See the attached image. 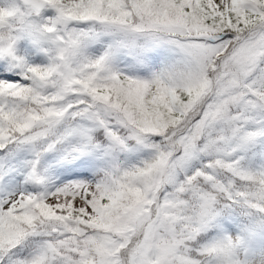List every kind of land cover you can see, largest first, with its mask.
<instances>
[{"label": "snow or ice", "instance_id": "obj_1", "mask_svg": "<svg viewBox=\"0 0 264 264\" xmlns=\"http://www.w3.org/2000/svg\"><path fill=\"white\" fill-rule=\"evenodd\" d=\"M0 61V264H264V0H8Z\"/></svg>", "mask_w": 264, "mask_h": 264}, {"label": "rangeland", "instance_id": "obj_2", "mask_svg": "<svg viewBox=\"0 0 264 264\" xmlns=\"http://www.w3.org/2000/svg\"><path fill=\"white\" fill-rule=\"evenodd\" d=\"M8 78H14L16 80H20V77L18 75H16L15 72H5L3 74H0V79H8ZM70 166L71 165L64 164L62 166L55 167L54 169H50L49 171L51 172V174L53 176L58 177V179L56 180L57 183H59L63 179H78V178H80V177L74 176L72 174H65L64 176L59 175L61 168H66V167H70ZM89 175H90V173H89ZM30 190L35 191V188H31Z\"/></svg>", "mask_w": 264, "mask_h": 264}, {"label": "trees", "instance_id": "obj_3", "mask_svg": "<svg viewBox=\"0 0 264 264\" xmlns=\"http://www.w3.org/2000/svg\"><path fill=\"white\" fill-rule=\"evenodd\" d=\"M8 0H0V4H4V3H7ZM100 45H95L94 48L92 49L93 51H95L96 48H99ZM30 59L33 61V62H36V63H41L43 62V57L40 55V54H37L36 56H32L30 57ZM3 61H0V64H2ZM0 155H3V152L2 150H0ZM46 160L50 159V157H45Z\"/></svg>", "mask_w": 264, "mask_h": 264}]
</instances>
